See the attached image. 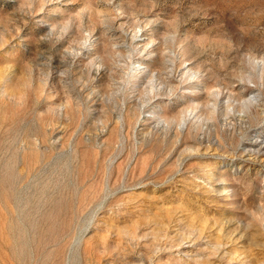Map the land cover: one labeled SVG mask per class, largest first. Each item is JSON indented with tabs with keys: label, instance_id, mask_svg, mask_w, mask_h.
I'll list each match as a JSON object with an SVG mask.
<instances>
[{
	"label": "rangeland",
	"instance_id": "1",
	"mask_svg": "<svg viewBox=\"0 0 264 264\" xmlns=\"http://www.w3.org/2000/svg\"><path fill=\"white\" fill-rule=\"evenodd\" d=\"M0 264H264V0H0Z\"/></svg>",
	"mask_w": 264,
	"mask_h": 264
},
{
	"label": "bare ground",
	"instance_id": "2",
	"mask_svg": "<svg viewBox=\"0 0 264 264\" xmlns=\"http://www.w3.org/2000/svg\"><path fill=\"white\" fill-rule=\"evenodd\" d=\"M141 42V41H140ZM174 103V102H173Z\"/></svg>",
	"mask_w": 264,
	"mask_h": 264
}]
</instances>
